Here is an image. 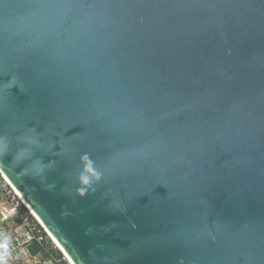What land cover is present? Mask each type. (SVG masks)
I'll use <instances>...</instances> for the list:
<instances>
[{
  "label": "water",
  "instance_id": "water-1",
  "mask_svg": "<svg viewBox=\"0 0 264 264\" xmlns=\"http://www.w3.org/2000/svg\"><path fill=\"white\" fill-rule=\"evenodd\" d=\"M0 174L72 264H264V0H0Z\"/></svg>",
  "mask_w": 264,
  "mask_h": 264
},
{
  "label": "built area",
  "instance_id": "built-area-1",
  "mask_svg": "<svg viewBox=\"0 0 264 264\" xmlns=\"http://www.w3.org/2000/svg\"><path fill=\"white\" fill-rule=\"evenodd\" d=\"M17 198L14 194L9 200L0 201V264H11L15 259L24 260L28 264H41L36 261L44 256L46 236L41 233L39 226L25 216L20 204L22 202ZM31 244L36 245L40 252L35 258L28 251Z\"/></svg>",
  "mask_w": 264,
  "mask_h": 264
},
{
  "label": "rangeland",
  "instance_id": "rangeland-1",
  "mask_svg": "<svg viewBox=\"0 0 264 264\" xmlns=\"http://www.w3.org/2000/svg\"><path fill=\"white\" fill-rule=\"evenodd\" d=\"M5 179L3 178V176L0 174V201H6V200H9V197L12 198V196H14V194L12 193L13 190L11 187H9V185H6ZM17 200H19L17 198ZM22 202V201H21ZM22 208H23V211H24V214L26 217L29 218V220L36 224L37 226H39V228H41V231L43 232V234H45L44 236H46L45 238V242L46 244H48V246L50 248H52L53 250H56L59 252V254L61 255L62 257V261L66 262V264H69V262L66 260L65 256L61 253V251H59V249L55 246V244L52 242V240L48 237L46 231H44V229L41 227V225L36 221V219L33 217V215L31 214V212L26 208V206L22 203H20ZM50 259H48L47 257L45 256H42L40 257L36 262L37 263H41L43 264V262H45V264H56L55 262H51L49 261ZM35 263V262H33ZM32 263V264H33ZM11 264H28L26 261L24 260H20V259H15L14 262H12Z\"/></svg>",
  "mask_w": 264,
  "mask_h": 264
},
{
  "label": "bare ground",
  "instance_id": "bare-ground-1",
  "mask_svg": "<svg viewBox=\"0 0 264 264\" xmlns=\"http://www.w3.org/2000/svg\"><path fill=\"white\" fill-rule=\"evenodd\" d=\"M3 178L5 179V182L12 188L13 192H15V194L18 196V198L20 199V201H22L23 204L26 206V208L31 212V214L36 219V221L42 226V224L39 221V219L35 216V214L33 213V211L27 206V204L22 199V197L20 196V194L12 187V185L9 183V181L5 177H3ZM46 233L48 234V236L52 240V242L55 244V246L59 249V251H61V253L65 256V258L69 262V264H72V262L69 260V258L67 257V255L65 254V252L62 250V248L59 246V244L55 241V239L47 231H46Z\"/></svg>",
  "mask_w": 264,
  "mask_h": 264
},
{
  "label": "trees",
  "instance_id": "trees-1",
  "mask_svg": "<svg viewBox=\"0 0 264 264\" xmlns=\"http://www.w3.org/2000/svg\"><path fill=\"white\" fill-rule=\"evenodd\" d=\"M41 233H43V232H41ZM43 254L45 257L54 261L56 264H66V262L61 260L62 257L59 254V252L50 248L48 246V244H45V251H43Z\"/></svg>",
  "mask_w": 264,
  "mask_h": 264
},
{
  "label": "clouds",
  "instance_id": "clouds-1",
  "mask_svg": "<svg viewBox=\"0 0 264 264\" xmlns=\"http://www.w3.org/2000/svg\"><path fill=\"white\" fill-rule=\"evenodd\" d=\"M87 159V157H85ZM88 170L91 171V164L89 163Z\"/></svg>",
  "mask_w": 264,
  "mask_h": 264
}]
</instances>
